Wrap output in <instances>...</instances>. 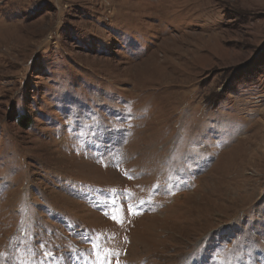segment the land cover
I'll return each mask as SVG.
<instances>
[{"label":"rangeland","instance_id":"1","mask_svg":"<svg viewBox=\"0 0 264 264\" xmlns=\"http://www.w3.org/2000/svg\"><path fill=\"white\" fill-rule=\"evenodd\" d=\"M0 264H264V0H0Z\"/></svg>","mask_w":264,"mask_h":264},{"label":"trees","instance_id":"2","mask_svg":"<svg viewBox=\"0 0 264 264\" xmlns=\"http://www.w3.org/2000/svg\"><path fill=\"white\" fill-rule=\"evenodd\" d=\"M27 120V119H26ZM22 125L24 126H28V123H26V121H24L23 119H21Z\"/></svg>","mask_w":264,"mask_h":264},{"label":"bare ground","instance_id":"3","mask_svg":"<svg viewBox=\"0 0 264 264\" xmlns=\"http://www.w3.org/2000/svg\"><path fill=\"white\" fill-rule=\"evenodd\" d=\"M160 67V66H159Z\"/></svg>","mask_w":264,"mask_h":264},{"label":"snow or ice","instance_id":"4","mask_svg":"<svg viewBox=\"0 0 264 264\" xmlns=\"http://www.w3.org/2000/svg\"><path fill=\"white\" fill-rule=\"evenodd\" d=\"M115 219V218H114Z\"/></svg>","mask_w":264,"mask_h":264}]
</instances>
